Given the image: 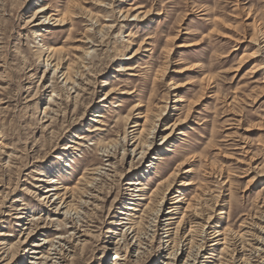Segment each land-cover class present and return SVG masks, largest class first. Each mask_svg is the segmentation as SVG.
Masks as SVG:
<instances>
[{"label": "rangeland", "instance_id": "rangeland-1", "mask_svg": "<svg viewBox=\"0 0 264 264\" xmlns=\"http://www.w3.org/2000/svg\"><path fill=\"white\" fill-rule=\"evenodd\" d=\"M256 40L264 0H0L3 257L37 228L14 264H264Z\"/></svg>", "mask_w": 264, "mask_h": 264}, {"label": "bare ground", "instance_id": "bare-ground-1", "mask_svg": "<svg viewBox=\"0 0 264 264\" xmlns=\"http://www.w3.org/2000/svg\"><path fill=\"white\" fill-rule=\"evenodd\" d=\"M41 1V0H40ZM46 1V0H45ZM47 10V8L46 7H40L39 9H37L36 11H35V13H34V17L32 18L33 19V24H35L34 25V27H36V29L37 28H44L45 27V25H46V23L48 22V21H51L52 20V16L50 15L49 17H46L45 19H44V21L43 22H41L40 21V15H43L44 13H45V11ZM38 15V16H37ZM45 17V16H44ZM140 16H138V15H136L135 16V18H139ZM61 20L62 19H58V20H56V22L58 23H61ZM38 21H40V22H38ZM31 24V23H30ZM39 32V31H38ZM40 34V33H39ZM263 35V34H262ZM40 36V35H39ZM255 43L259 46V51H258V53H256L255 54V56H253V59H254V57H260V55H262V53L264 52V46H261V40H256L255 41ZM52 51V49H50L49 47H47V46H45V51ZM58 51V50H57ZM53 52H55V50L53 51ZM57 53V52H56ZM55 53V54H56ZM262 57V56H261ZM127 70H129V69H127ZM261 70H264V64H262L261 66H258V68H257V70L254 72V73H257V72H259V71H261ZM119 71H122V70H119ZM104 100V99H103ZM171 134H169L168 136H165L163 139H164V141L165 140H167L168 139V137L170 136ZM79 139H83V137H79ZM143 154V157L144 156H146V153H142ZM262 176V175H261ZM40 181H42V182H46L47 184H48V187H47V190H46V192H44L45 193V195L44 196H42L41 197V201L42 202H45V203H51L50 202V199L52 198V197H57V200L59 199V200H64V199H62V196H61V194H59V192H60V183H59V180H52V181H50V182H47V180L46 181H44V180H40ZM138 181V180H137ZM129 185H131V187H135L136 185L137 186H141L142 184L141 183H130ZM161 186V185H160ZM137 188V187H136ZM142 188V187H141ZM143 189V188H142ZM65 190V189H64ZM141 191V190H140ZM179 195H176L175 196V198L173 199V200H176V201H174L173 203H172V207H171V209L169 210V215H170V217H168L166 220H167V222H168V226H172L173 225V223H169V222H172V220H175V218L173 217L174 215H173V213L175 212V211H178L179 210V208H175L176 206L175 205H178L179 203H181L182 201H183V194H182V191H178L177 192ZM164 199V198H163ZM133 206V205H132ZM68 210V209H67ZM74 210V209H73ZM128 212L129 211H132V212H137V211H139L138 209H136V208H130V207H128L127 209H126ZM22 211V210H21ZM155 213L157 212L156 210L154 211ZM179 212V211H178ZM20 214V213H19ZM128 214V215H127ZM127 214H125L124 212L122 213V215H127V216H129V217H133L132 216V214L131 213H127ZM22 215H24V216H22L21 218H20V220L23 222V220H26V214H22ZM134 215V214H133ZM18 217V216H17ZM16 217V218H17ZM140 218V217H139ZM37 220V219H36ZM123 220H126V219H123ZM123 220H121V221H123ZM128 220V219H127ZM132 220V219H131ZM210 220V219H209ZM32 221H35L34 219H32ZM120 221V222H121ZM22 222H20V223H22ZM117 223L116 225H118V226H122L124 223ZM124 222V221H123ZM19 223V222H18ZM37 223V222H36ZM159 224H160V226H161V221H159L158 222ZM210 222H208V224H209ZM38 225H39V223H38ZM175 225V224H174ZM40 226V225H39ZM42 227V226H41ZM205 228V227H204ZM27 229V228H26ZM31 229V228H30ZM28 230L27 232V234L25 235V237L23 236V238H24V240H23V242H21V243H19V245H18V249H17V247H16V250L14 251V252H11V257L9 256V257H7L6 259H5V257H3V254L4 253H7L8 254V251L4 248L5 247V245H6V242H4V243H0V246L2 247L3 246V248H1L0 249V251H3L2 252V254H1V256H0V264H14V262H13V260H15L18 256H19V252L22 250V248H23V250L22 251H24V252H27L28 253V249H27V243H28V241L30 240V239H33L34 238V235H35V229L38 231V229L37 228H33L32 230ZM171 227H169L168 228V233H171L172 231H171ZM204 230V229H203ZM202 230V231H203ZM191 231H192V229H191ZM205 232V231H204ZM203 232V233H204ZM25 233H26V231H25ZM2 235H4V234H0V236H2ZM220 235H221V231H219V230H216L215 231V236L212 238V241H213V239L214 238H218V237H220ZM177 236V235H176ZM22 238V239H23ZM226 238V237H225ZM171 240V239H170ZM210 240H211V238H210ZM242 241V240H241ZM174 243V242H173ZM188 243H191V241L190 242H188ZM225 244V243H224ZM219 245V244H218ZM263 245V244H262ZM32 247H34V249L36 248H40V247H42V245H33ZM177 247V246H176ZM201 247V246H200ZM12 248V247H11ZM108 248V247H107ZM10 249V248H9ZM109 249V248H108ZM203 250V249H202ZM10 252V251H9ZM202 252V251H201ZM213 252H214V255L213 256H215V252H216V250H213ZM39 253V251H37V250H33V248H32V251H30V254H32V255H39L38 254ZM42 258H40V257H35V258H31V261L29 262V264H36V262H33L34 260H41ZM116 259V261L118 260V259H120L119 257H117V258H115ZM232 262V261H231ZM245 263V262H244ZM114 264V263H113Z\"/></svg>", "mask_w": 264, "mask_h": 264}]
</instances>
